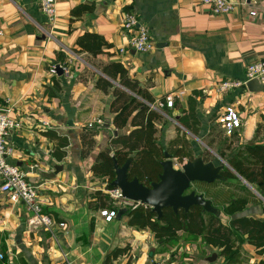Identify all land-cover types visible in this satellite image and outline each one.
Here are the masks:
<instances>
[{
  "label": "crops",
  "instance_id": "1",
  "mask_svg": "<svg viewBox=\"0 0 264 264\" xmlns=\"http://www.w3.org/2000/svg\"><path fill=\"white\" fill-rule=\"evenodd\" d=\"M233 1V13L214 15L201 0H56L57 18L49 24L39 0H0V107L10 108L23 125L9 137V161L27 173L38 188L43 213L55 221L50 231L35 228L32 211L24 203H11L0 189V253L5 262L104 264L111 251L129 247L113 264H154L168 254L151 231L130 227L127 217L107 222L101 216L104 209L96 206L94 194L104 193L109 182L96 177L92 167L116 130L112 91L107 95L96 83L103 77L128 91L102 71L105 64L121 63L154 102L175 97L174 107L164 112L186 132L206 138L212 128L223 129L218 120L226 107L234 106L243 123L235 131L238 144H264V86L259 93L247 88L250 101L244 91H218L221 81L244 80L247 66L264 60V0L256 6ZM83 4H93L94 10L72 16ZM126 8L150 29L156 45L150 53H119L127 42L121 28ZM84 33L102 36L109 47L97 58L81 52L77 41ZM58 64L69 67L71 74L52 73ZM192 98L200 119L198 134L180 122ZM87 131L95 132L88 155L82 142ZM219 216L227 224L233 219L221 209ZM237 216L263 220L264 210L250 206ZM243 247L251 264L264 262L255 247Z\"/></svg>",
  "mask_w": 264,
  "mask_h": 264
},
{
  "label": "trees",
  "instance_id": "2",
  "mask_svg": "<svg viewBox=\"0 0 264 264\" xmlns=\"http://www.w3.org/2000/svg\"><path fill=\"white\" fill-rule=\"evenodd\" d=\"M93 10V4H83L72 10V16L78 17L84 12ZM125 11H129V8H126ZM77 43L81 52H86L94 58L103 54L105 46L109 47L102 36L92 33H84L79 37ZM102 71L108 78L119 81L120 85L128 90L115 87L107 78L103 77L99 78L96 83V87L105 94L108 95L112 91L113 99L110 112L115 115L113 118L114 127L120 132L128 125L130 126L128 133H119L118 136L112 137L110 146L100 153L97 162L92 167L94 175L98 178L114 177L109 182L108 189L115 188L111 185L116 178L115 159L119 166H123L132 157V163L128 170L129 180L138 179L140 183L149 188L152 183L159 181V176L163 172L161 162L167 159L166 153L171 158L185 155L189 161L195 159L196 156L190 152L192 144L179 133L170 141L166 149L156 142L155 121L159 120L160 115L156 111L150 110V107L139 101L138 98L141 97L143 101L151 104L154 103V100L149 93L139 87L137 81H133L129 77L127 69L121 63L105 64L102 66ZM54 84L57 88L56 81ZM180 122L194 134H198L200 119L196 113L195 99L190 100V110L180 118ZM217 126H221V124L218 122ZM213 131L220 133L224 130H216L214 127ZM237 136V132H233L228 137ZM224 141L226 142L227 138ZM82 142L83 153L88 155L95 146V132L83 133ZM213 142H216L215 138L210 141V143ZM68 144V141L64 142L63 147H67ZM202 157L206 163L210 162L205 159L204 155ZM230 164L248 184L257 188L258 192L264 196V144L247 145L234 151ZM221 174L224 177L223 181L235 178L226 168L221 171ZM196 184L211 185L212 183L196 182ZM94 195L97 198V208L116 210L117 216L121 209H126L121 218L127 217L130 227L136 230L151 231L158 242L164 246L166 244L176 245L181 239L178 234L184 233L187 235L186 240L196 241L200 238L208 246L219 249V256L224 258L222 264H238L242 246L246 243L255 247L258 254L264 255V219L257 220L252 217L237 216L246 210L247 200L245 199H235L221 208L216 205L214 199L211 200L213 205L220 208L225 216H233V219L226 224L220 216L204 212L203 208L197 205L192 206L188 212L184 209L175 212L172 208H166L163 210L162 216L159 217L150 206L140 205L135 209L117 207L103 192L97 191ZM202 195L206 198V193ZM128 250L129 247L114 249L107 255L104 264H113Z\"/></svg>",
  "mask_w": 264,
  "mask_h": 264
},
{
  "label": "built area",
  "instance_id": "3",
  "mask_svg": "<svg viewBox=\"0 0 264 264\" xmlns=\"http://www.w3.org/2000/svg\"><path fill=\"white\" fill-rule=\"evenodd\" d=\"M201 1L204 5L210 7L214 15L231 14L237 8V4L233 0ZM247 1L254 6L258 3V0ZM39 9L49 24L55 22L57 18L56 0H39ZM251 14L256 15V12H252ZM121 28L125 32V35H127V42L125 46L119 49L120 54H125L130 51L147 54L155 49L156 45L151 37L150 29L140 22L135 13L126 11L122 14ZM63 68L64 73L67 75L71 74L69 67L64 66ZM52 73L55 74L56 69H52ZM256 79L264 85V60L249 64L246 68L244 80L227 79L221 81L218 85V91L222 94L231 91H244L250 101L252 95L247 91V84ZM174 102L175 97L168 96L152 104L149 102L145 103L147 106L151 107L152 110L162 112L165 109H172L174 107ZM10 113V108L0 107V189L4 194L8 195L11 203H24L28 209L32 211L34 216L30 221L31 225L35 226V228L41 227L50 231L55 226V221L50 215L43 213L38 188L29 182L27 173L16 164L9 161V158L13 154V148L10 145L9 137L12 132L19 130L23 126L22 123L15 120ZM218 122L229 135L235 131H239L243 126L240 112H238L234 106L226 107ZM42 126L50 127V123L42 122ZM104 193L109 196L110 200L117 207H131L135 209L140 205H146L141 202H133L125 199L122 191L117 187L114 189H107ZM101 216L104 217L107 222H111L116 219L117 211L104 209L101 211ZM5 256L4 253H0V261L2 264H9L4 261ZM154 264L174 263L163 257L156 260Z\"/></svg>",
  "mask_w": 264,
  "mask_h": 264
},
{
  "label": "rangeland",
  "instance_id": "4",
  "mask_svg": "<svg viewBox=\"0 0 264 264\" xmlns=\"http://www.w3.org/2000/svg\"><path fill=\"white\" fill-rule=\"evenodd\" d=\"M88 60L92 64L95 62L90 58H88ZM97 68L99 67L97 66ZM138 99L139 101L145 103L141 97ZM150 110H152L151 107ZM156 112L160 115V118L158 121H155V126L157 128L155 138L156 142L160 143L165 149L168 148L170 141L173 140V137H175L177 133L190 141L192 144L190 150L191 154L194 156L202 154L204 155L205 159L210 162L218 160L220 162L226 161L227 163H230V160L233 158L232 152L234 149H237V147L241 149L243 147L238 144L239 139L237 137L229 138V134L225 131L217 133L210 130L211 132L208 133L206 138H202L200 135L194 136L189 131V133L186 132L181 125L173 121L170 118V113L167 111ZM129 127L130 126H127L123 131H120V133H127V131L130 129ZM212 138H215L216 142L210 143ZM225 138H227L226 142L224 141ZM167 160L172 162L173 169L177 171L182 170L183 166L189 162V158H187L185 155L178 158H167L166 161ZM229 163L226 169L230 171L235 176V178H230L226 181L217 180L211 185L195 183L186 193L189 194L191 191H196L197 193L202 194L206 193V199H214L216 205H218L220 208L235 199H245L247 200L246 209L250 206H259L264 210V196L258 192L257 188H254L252 185L251 187L247 185L236 169L233 168ZM112 178L114 177H106L108 182H110ZM178 235H180L181 239L176 244V246L171 244H166L164 246L167 247L166 251L168 253L165 258L169 261H172L174 264H222V261H224V259L219 256V249L208 246L202 239L198 238L196 241H189L186 240L187 235L184 233H179ZM213 255L217 256L216 260L214 262H210L209 258ZM250 256L251 255L245 251L244 247L242 246L241 257L238 264H251ZM259 264H264V262L261 261Z\"/></svg>",
  "mask_w": 264,
  "mask_h": 264
},
{
  "label": "water",
  "instance_id": "5",
  "mask_svg": "<svg viewBox=\"0 0 264 264\" xmlns=\"http://www.w3.org/2000/svg\"><path fill=\"white\" fill-rule=\"evenodd\" d=\"M43 38L46 37L44 36ZM55 69L57 75L62 76L64 74V68L61 64H58ZM263 86L258 79L250 81L247 84V88L251 93L262 92ZM176 120L178 121L179 118ZM114 135H119L117 130L114 131ZM166 158L171 159L168 153H166ZM132 159L130 157L123 166H119L117 160H114L116 179L111 185L119 188L125 199L133 202H141L152 207L153 211L159 217L162 216V212L166 208H172L175 212L179 209H184L188 212L195 205L201 206L204 212L215 216L220 215V210L213 205L211 200L206 199L204 195L197 194L196 191H191L189 194L186 192L196 182L211 184L217 180L223 181L224 177L221 171L227 168L228 163L226 161H221V163L217 160L206 163L200 154L193 161H189L184 165L182 170L177 171L173 169L172 162L165 160L161 162L163 172L159 176V181L152 183L149 188L140 183L138 179L129 180L128 170ZM62 168L56 167L58 171L62 170ZM245 183L251 187L246 181ZM125 212L126 209H121L117 219L120 220ZM216 257V255H213L209 258V261L214 262Z\"/></svg>",
  "mask_w": 264,
  "mask_h": 264
}]
</instances>
